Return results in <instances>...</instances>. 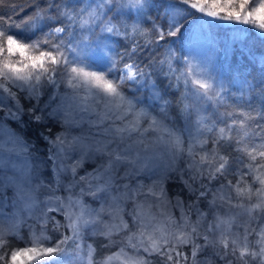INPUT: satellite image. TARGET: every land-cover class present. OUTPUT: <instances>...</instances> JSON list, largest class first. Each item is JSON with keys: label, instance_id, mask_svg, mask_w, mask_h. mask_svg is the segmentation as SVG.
Masks as SVG:
<instances>
[{"label": "snow or ice", "instance_id": "6c2138e0", "mask_svg": "<svg viewBox=\"0 0 264 264\" xmlns=\"http://www.w3.org/2000/svg\"><path fill=\"white\" fill-rule=\"evenodd\" d=\"M33 7L16 24L24 37L0 16V264H53L69 254L78 264H264V105L252 103L258 85L264 98V57L258 81L237 75L225 85L195 55L212 49L205 17L264 36V0ZM121 41L130 50L118 52ZM142 49H151L147 63L131 59ZM181 86L178 99L167 98ZM177 178L187 203L180 194L169 199L166 184ZM88 235L118 250L98 259Z\"/></svg>", "mask_w": 264, "mask_h": 264}, {"label": "trees", "instance_id": "16d2710c", "mask_svg": "<svg viewBox=\"0 0 264 264\" xmlns=\"http://www.w3.org/2000/svg\"><path fill=\"white\" fill-rule=\"evenodd\" d=\"M43 2H44V0H41V3H43ZM34 3H35V0H3V3H0V16H3L5 18L11 17L12 21H13V25H15V26H16V24H22L23 20L26 19L29 15H31L33 13ZM155 14H156L155 11H153V15H155ZM199 15L201 16L202 14H199ZM205 18L207 20H209L211 22V24H213L210 26V29L215 31L216 35H218V36H233L234 37L235 35H237V32L239 30V37H240L239 39L242 40L240 43L243 42L246 47L248 46L249 48H252L255 51L264 53V36L261 35V33L258 29H255L251 25H242V24H237L235 22L215 21V20H212L211 18H207V17H205ZM5 25H7V24H5ZM234 41H236V39ZM126 48L130 50V43L129 42L121 41V44L117 45L118 52H120V53H124ZM225 52H226V48H224V51H221L220 55L224 57ZM150 54H151V49H142V50H139L137 53L133 54L131 56V59L136 61L137 63H140V62L147 63V58ZM128 59H129V57L127 55H125L124 61H127ZM122 64H123V61H122L120 67H122ZM249 68H250L249 72L255 74V67L250 66ZM118 76H119V67L117 68L116 74L110 75V78L117 79ZM155 78L157 79V82L159 83L160 87L164 88L165 85L167 84V81H165L163 79V77H155ZM182 87L183 86H181L180 90H177L175 88L168 89L167 90V93H168L167 98L173 99V100L178 99L180 94H181ZM50 90H51L50 88L46 90L45 96H43L41 98L42 101L46 100L47 94L50 92ZM125 91L126 92L128 91L127 87L125 88ZM137 94L138 95L142 94L144 97V103L145 104L148 103V92H147V90H142L141 93H137ZM257 96H259V92L257 93ZM22 103H24L25 106H27L28 101L22 100ZM177 112H178V110L176 109V107L174 105L172 108L173 115L176 116ZM258 123L264 125V121H258ZM49 126L53 128V134L56 131L60 130L58 124L49 125ZM14 127H15V125H14ZM256 130L259 131L260 129H256ZM27 135L29 136V138L35 137V131H34L33 127H30L29 129H27ZM39 147L42 150L41 154L46 157V151H45L46 145L41 142L39 144ZM92 166L93 165H91V164L85 165V167L87 169L91 168ZM232 179H235V177H232ZM224 182L227 183V181H224ZM212 183L216 187H219V181H213ZM166 188L168 190L169 199H174V197L177 194H180L182 196V198H184L186 203H187V200H188L187 193H186V191H181V189L183 188V185L179 182L178 178L174 181H169L166 184ZM201 209L207 210L206 201L201 204ZM175 214L177 216L179 215L178 210H175ZM49 215L56 216V218L58 220H60L61 222H63V220H64L63 216L57 215L56 213H50ZM193 219H195V215H193ZM21 234L24 236L25 239L28 238L27 227H24L21 229ZM48 234L50 236H52L54 239L59 237V233L52 231L51 224L49 225V228H48ZM11 244H12V246H20V247L24 246L23 240H16L15 238H11ZM69 256H70V258H69ZM71 257L72 256L69 254L68 256L63 257L60 261H54L53 264H66V261H68L69 259L71 261V259H72ZM151 259H153V261L156 262V264H159V261H160L159 257H152Z\"/></svg>", "mask_w": 264, "mask_h": 264}, {"label": "rangeland", "instance_id": "374dc122", "mask_svg": "<svg viewBox=\"0 0 264 264\" xmlns=\"http://www.w3.org/2000/svg\"><path fill=\"white\" fill-rule=\"evenodd\" d=\"M195 16L197 17V22L198 23L201 22L200 21L201 16L198 13H196ZM203 22L208 26L213 25L206 18H203ZM4 27L7 28L8 25H4ZM10 31L12 33H16L20 37H24L27 35V33H25L22 30V28H18L15 25L11 27ZM209 34L213 39L212 49L201 50V52L195 54L197 58V62H200L201 60H204L205 57H207L208 71L214 76H216L225 85H227L230 79H232L237 75L241 77L246 76L249 80H253V78L258 79V74L262 67L260 60L262 57H264V53L255 51L254 49L249 48L248 46L246 47L243 42L240 43L242 41L241 39H236V41H234L233 36H218L215 34V31L210 29V27H209ZM176 43L177 46L181 49L180 54L184 55L185 58H191L193 54L189 52L187 45H185L182 41H177ZM224 48H226V52H225V56L223 57L220 55V53L221 51H224ZM250 66L255 67V74L249 72ZM116 72L117 69L113 70L110 73V75H115ZM60 91L61 92L66 91L63 85H61ZM258 92H259V86L257 93ZM257 93L253 94L252 103L257 106L264 105V98H262L260 95L257 96ZM221 111H223V109H221ZM176 123L178 126L182 125V121H180L179 119H177ZM210 146L211 145H209V147ZM90 169L91 168H89L88 170ZM9 195H11V193H9ZM86 199H90V198H86ZM84 243L85 246L89 243L94 244V246L97 248L98 259L103 255L110 254L111 252L118 250L117 247H113L110 249L101 248V244L106 243V241H103L102 238L92 237L90 235L85 237ZM71 258H72L71 261L69 259L68 261H66V264H78V262L75 261L73 256ZM220 264H222V262H220Z\"/></svg>", "mask_w": 264, "mask_h": 264}]
</instances>
